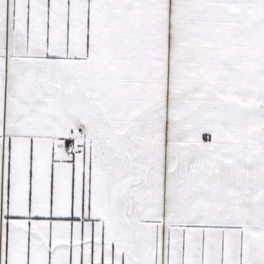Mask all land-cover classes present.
<instances>
[{
	"label": "snow or ice",
	"instance_id": "6c2138e0",
	"mask_svg": "<svg viewBox=\"0 0 264 264\" xmlns=\"http://www.w3.org/2000/svg\"><path fill=\"white\" fill-rule=\"evenodd\" d=\"M0 264H264V0H0Z\"/></svg>",
	"mask_w": 264,
	"mask_h": 264
}]
</instances>
